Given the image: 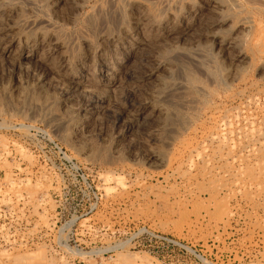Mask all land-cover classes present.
<instances>
[{
  "label": "rangeland",
  "instance_id": "374dc122",
  "mask_svg": "<svg viewBox=\"0 0 264 264\" xmlns=\"http://www.w3.org/2000/svg\"><path fill=\"white\" fill-rule=\"evenodd\" d=\"M78 173L102 193L78 238L145 224L264 264V0H0V177L49 206Z\"/></svg>",
  "mask_w": 264,
  "mask_h": 264
},
{
  "label": "built area",
  "instance_id": "2783aa9c",
  "mask_svg": "<svg viewBox=\"0 0 264 264\" xmlns=\"http://www.w3.org/2000/svg\"><path fill=\"white\" fill-rule=\"evenodd\" d=\"M60 164L78 169L66 157ZM68 175L46 177L57 187L50 193L53 204L49 206L40 204L41 197L34 199L26 194L22 176L13 175L9 181L0 177V259L42 248L49 264H104L113 261L116 253L127 257L143 255L158 264H216L195 246L145 224L128 225L124 228V237L112 246L78 238L73 229H82L84 216L97 208L102 193L88 175ZM71 203H74L73 211ZM90 244L97 246L95 250Z\"/></svg>",
  "mask_w": 264,
  "mask_h": 264
},
{
  "label": "bare ground",
  "instance_id": "6f19581e",
  "mask_svg": "<svg viewBox=\"0 0 264 264\" xmlns=\"http://www.w3.org/2000/svg\"><path fill=\"white\" fill-rule=\"evenodd\" d=\"M114 1V0H113ZM129 3H131V2H129ZM108 4V3H107ZM126 4V3H125ZM113 5V4H112ZM152 8V7H151ZM95 9V8H94ZM95 12V11H94ZM95 14H97V12L95 13ZM103 14V13H102ZM108 14V13H107ZM89 15V14H88ZM156 15V14H155ZM96 16V15H95ZM95 16H93V17H95ZM110 16V15H109ZM91 18V17H90ZM89 18V19H90ZM95 20V19H94ZM249 21V20H248ZM247 21V22H248ZM90 22V21H89ZM249 26V25H248ZM253 28V27H252ZM251 29V28H250ZM251 30H253V29H251ZM258 42V41H257ZM262 45V44H261ZM191 76V75H190ZM191 81V80H190ZM188 82V81H187ZM192 83V82H191ZM191 83H189V84H191ZM195 85V84H194ZM198 87V86H197ZM185 88V87H184ZM187 89V88H186ZM197 89V88H196ZM184 99V98H183ZM192 100V99H191ZM188 101V100H187ZM117 179V178H116Z\"/></svg>",
  "mask_w": 264,
  "mask_h": 264
}]
</instances>
